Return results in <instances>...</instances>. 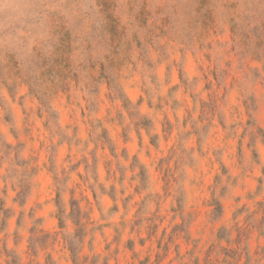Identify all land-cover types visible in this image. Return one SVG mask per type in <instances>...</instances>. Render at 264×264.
Returning a JSON list of instances; mask_svg holds the SVG:
<instances>
[{
    "label": "clouds",
    "instance_id": "9594fccd",
    "mask_svg": "<svg viewBox=\"0 0 264 264\" xmlns=\"http://www.w3.org/2000/svg\"><path fill=\"white\" fill-rule=\"evenodd\" d=\"M0 264H264V0H0Z\"/></svg>",
    "mask_w": 264,
    "mask_h": 264
}]
</instances>
